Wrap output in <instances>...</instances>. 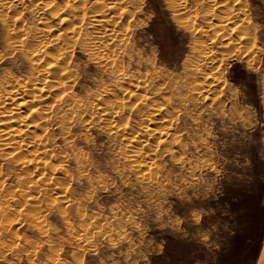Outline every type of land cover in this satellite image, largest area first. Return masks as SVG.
<instances>
[{
	"label": "rangeland",
	"instance_id": "1",
	"mask_svg": "<svg viewBox=\"0 0 264 264\" xmlns=\"http://www.w3.org/2000/svg\"><path fill=\"white\" fill-rule=\"evenodd\" d=\"M125 5L120 26L127 33L119 49L106 52L115 65L95 63L83 43L68 49V92L83 111L50 102L39 132L49 141L42 160L55 179L54 194L43 193L42 181L39 192L27 193L23 187L38 176L0 155L2 186L11 193L0 192V221L7 222H0V264H256L264 235V0ZM82 6L92 11L97 0ZM36 7L35 0H21L13 10L26 31L41 27ZM85 18L80 40L92 33ZM5 36L0 24V80L30 79L28 64L10 53ZM127 79L144 80L146 90L127 98L133 91ZM151 92L159 93L153 104L139 98ZM100 98L121 106L113 131L94 115ZM157 105L173 114L172 140L149 171L136 173L128 141L142 134ZM57 192L61 202L53 199Z\"/></svg>",
	"mask_w": 264,
	"mask_h": 264
},
{
	"label": "bare ground",
	"instance_id": "2",
	"mask_svg": "<svg viewBox=\"0 0 264 264\" xmlns=\"http://www.w3.org/2000/svg\"><path fill=\"white\" fill-rule=\"evenodd\" d=\"M35 1L37 2V4H40V7L39 8L36 7L35 11H33L34 20L36 24H40L41 27H33L32 29H29L26 31L25 29H23L22 26H20V20L19 18L16 17L18 12L15 13L16 11H13L17 9L18 7H20L21 0H0V12L5 11V13H7L10 11H13L12 15L10 16H6L5 13L0 14V24L6 31V36L4 37V40L7 44L6 47L12 54H14V52L19 53L23 62H25V64L27 63L30 69V73H29L30 79L26 81H20L19 79L17 80L14 77H6L5 79L0 80V151L1 152L2 150L9 151L4 154L0 153V155L2 156L5 155L6 156L5 159L8 158L9 160L15 162L16 163L15 166L18 165L20 168H23L24 173L26 171L25 168L26 169L30 168V170H32V173L36 174V177L37 176L39 177V178L37 177L38 180L37 181L35 180V182H33L30 186L27 185L28 183H26V186L28 187L27 189L25 188V186L23 187L21 185V187L27 190L26 191L27 193L30 194V192L32 191L37 192L38 191L37 188L41 186L43 187L42 189L43 193L45 192L46 194L51 193L50 192L51 190L52 193L54 194L53 192L54 189L51 188V186L55 184V183H52L53 181H55V179H53V176L51 177V175H50L51 177L50 178L49 175L44 172L46 171V168L49 165H47V162H44L45 160L44 161L42 160L44 157H46V153L49 150V149H46L48 148L47 143L49 141L47 142L45 137L39 134V132L43 131L42 128H44L43 126L46 124V119L48 115L50 114L49 103L50 102L52 104L62 103L64 104L65 107H70V109L72 107H77V112L83 111L81 107L79 106L80 104H77V102L73 99V97L71 95L69 96V92H68V90L70 89V71H69L70 68L68 69V66H67L68 49L73 44L76 45L77 43H83L84 46L86 47L85 49L86 50L88 49L87 51L92 52L93 57L96 59L95 63L100 64L101 66L102 65L107 66V64H113V63H114L113 65H115L114 58L116 57H113V54L108 55L106 54V52L115 47H116L115 49H119L118 48L119 43H121L123 36H125L124 32L127 29L126 28L122 32L123 29L120 26V20L123 14L122 11L124 8L123 6L127 4L128 2L130 3L132 0H123V2H121V0H97L98 8L92 11H87V12H86V9L82 6V1L84 0L82 1L81 0H35ZM214 3H216V1ZM183 8L184 6L181 4L179 6V9L183 11ZM126 9L128 10V8ZM118 11H120L121 13H118L117 15ZM233 11L231 12L232 14L230 15L228 13L229 15V16L227 15L228 19L225 18L227 21L231 23L236 20L235 18L236 12H233ZM126 13L129 14V10L128 12L126 11ZM85 15H87L88 17V23L85 22L87 23L86 26L88 25L91 28L92 33L83 35L84 39L80 40L82 34H84V33L81 34V28L84 27L83 20L85 18ZM129 16H132V15H129ZM222 28H223V24H222ZM126 33H127V30H126ZM122 42H124V40ZM118 71L120 72L119 69ZM141 79H144V78H141ZM144 80L143 81L141 80L140 81H132V80L130 81L129 79L128 80L129 82L127 81L128 82L127 86L129 84V86L133 89V91L130 90L131 92L128 91L129 93L126 94L127 98H132L133 96L138 95L136 93L138 92L142 93L144 90H146L147 82H145ZM157 91H160V88ZM154 93L151 94L152 95L151 97L142 96L143 95L142 94L140 95L139 98H142L141 99L142 101H145L147 103L150 102V104H153L152 101H155L153 100L155 97L153 95H159V93L158 94L157 93L154 94ZM112 96L113 95H111V97ZM160 96L162 95L160 94ZM104 99L105 98H103V100ZM163 99H165V97ZM103 100H101V102H98L96 110H94L95 108L93 109L94 111H97L94 113V115L96 114L98 120L107 122L113 131V128L115 127L117 128V126L114 125L115 124L114 119L116 117L123 116L122 109L119 108L120 105L118 106L117 103L113 104L114 102H111L108 99L105 101ZM145 102L143 103L145 104ZM157 103L159 102L157 101ZM60 110H61L60 112H62L61 107H60ZM77 112H76V115H77ZM172 115L173 114H171L169 108H167L165 105L155 106L153 112L147 116L145 125H142L143 126L142 134L141 135L135 134L131 137V139H129L128 144L129 145L132 144V146H131V149L128 151L129 154H127V157L132 162V168L134 169L136 173L137 172L141 173V171H145V170L149 171V169L152 168L151 166H153V161H154L153 158L154 156H156L157 151L160 154L161 152H163L162 149H164L168 145L169 139L172 138L171 134L174 133L172 132L173 129H171V123H172L171 120L173 119ZM66 119H69V118H66ZM33 130H35L34 133H32ZM171 140L172 139H170V141ZM25 153L28 155L30 154V158L28 157V159H25V157L23 156V154ZM49 156H51V154ZM60 169L62 170L61 167L59 168V170ZM16 175L17 174H15V176ZM3 180L5 181L4 176L0 175V192H5V190L9 189V188L4 189V187L6 186L4 187L2 186V182H4ZM25 180L27 182H31V180L30 181L27 179ZM21 181L20 183H22ZM41 181L43 183H41ZM38 183L40 184V186L38 185ZM57 191H59V189ZM8 193L10 192L8 191ZM24 194H22V196ZM29 194H26L25 197L29 196V198L27 197L28 198L27 200L31 201L32 197L30 196L31 194L30 195ZM43 195L45 196V194ZM51 195L49 197L46 195L45 199L48 200V198H50ZM8 198L9 199L11 198L7 197V201H6L8 203V209H9L10 206H9ZM53 199H56V201L59 200L61 202L62 200L61 194L60 196L56 195L55 198L53 197ZM33 201L35 202L36 200H33ZM13 202L15 201L13 200ZM16 202L14 204H16ZM31 202H29V205H27L28 207H30ZM34 202L32 205L36 204V202L35 203ZM24 203H22L23 206H25ZM22 204H21V208H22ZM55 204H57V202ZM16 205L20 206V203L18 204L17 202ZM33 208L35 209V206ZM8 209L7 211L9 212ZM10 211H11V208H10ZM29 212L32 213V210ZM6 213L4 214L3 217H6ZM2 214H0L1 218H2ZM37 216H39V214ZM2 219L1 221L6 222V220H2ZM37 222L38 221H36V223Z\"/></svg>",
	"mask_w": 264,
	"mask_h": 264
},
{
	"label": "crops",
	"instance_id": "3",
	"mask_svg": "<svg viewBox=\"0 0 264 264\" xmlns=\"http://www.w3.org/2000/svg\"><path fill=\"white\" fill-rule=\"evenodd\" d=\"M256 264H264V235H263V241H262L260 251H259V259Z\"/></svg>",
	"mask_w": 264,
	"mask_h": 264
},
{
	"label": "snow or ice",
	"instance_id": "4",
	"mask_svg": "<svg viewBox=\"0 0 264 264\" xmlns=\"http://www.w3.org/2000/svg\"><path fill=\"white\" fill-rule=\"evenodd\" d=\"M121 2H123V0H121ZM236 2L239 4L240 0H236ZM81 255H83V253H81Z\"/></svg>",
	"mask_w": 264,
	"mask_h": 264
}]
</instances>
